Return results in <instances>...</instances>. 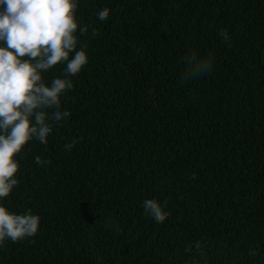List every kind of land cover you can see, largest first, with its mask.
<instances>
[{
    "label": "trees",
    "instance_id": "1",
    "mask_svg": "<svg viewBox=\"0 0 264 264\" xmlns=\"http://www.w3.org/2000/svg\"><path fill=\"white\" fill-rule=\"evenodd\" d=\"M76 18L70 115L25 146L0 200L39 229L0 264H264V0H78ZM192 51L212 70L182 82Z\"/></svg>",
    "mask_w": 264,
    "mask_h": 264
},
{
    "label": "clouds",
    "instance_id": "2",
    "mask_svg": "<svg viewBox=\"0 0 264 264\" xmlns=\"http://www.w3.org/2000/svg\"><path fill=\"white\" fill-rule=\"evenodd\" d=\"M77 10L78 0H0V200L19 183L16 157L25 146L33 139L47 144L53 125L70 115L61 111V97L73 89L69 77L79 74L88 63L85 45L77 50V31L85 34L88 30L80 26ZM108 17L109 9L99 11L101 21ZM220 36L226 42L229 39L224 29ZM213 62L212 55L198 56L192 51L186 57L182 82L208 74ZM57 65H66L64 78H55L46 86L42 73ZM77 142L64 147L71 150ZM35 162L49 163L39 156ZM143 207L158 223L169 215L154 199L144 200ZM39 224L40 217L30 210L16 214L0 204V245L33 237Z\"/></svg>",
    "mask_w": 264,
    "mask_h": 264
}]
</instances>
